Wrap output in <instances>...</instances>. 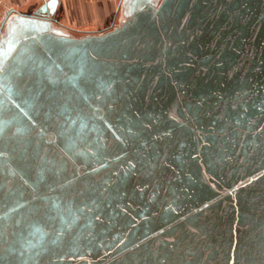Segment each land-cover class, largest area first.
Here are the masks:
<instances>
[{"label": "water", "instance_id": "water-1", "mask_svg": "<svg viewBox=\"0 0 264 264\" xmlns=\"http://www.w3.org/2000/svg\"><path fill=\"white\" fill-rule=\"evenodd\" d=\"M130 3L104 33L21 18L2 37L0 264H115L264 171V0Z\"/></svg>", "mask_w": 264, "mask_h": 264}, {"label": "crops", "instance_id": "crops-1", "mask_svg": "<svg viewBox=\"0 0 264 264\" xmlns=\"http://www.w3.org/2000/svg\"><path fill=\"white\" fill-rule=\"evenodd\" d=\"M128 2L130 0H0V20H5L4 26L12 29L17 19L39 16L73 32L89 25L106 32L114 28L113 23L126 10Z\"/></svg>", "mask_w": 264, "mask_h": 264}, {"label": "rangeland", "instance_id": "rangeland-1", "mask_svg": "<svg viewBox=\"0 0 264 264\" xmlns=\"http://www.w3.org/2000/svg\"><path fill=\"white\" fill-rule=\"evenodd\" d=\"M161 1L162 0H152L150 3L154 4L155 6H158ZM134 11V7L130 2H128L126 10L121 13V16L119 18L128 17ZM36 19L43 20V18H40L39 16ZM118 20L113 23L114 28L117 26ZM5 24V20H0V33L3 32V30L5 29ZM50 24L52 25V23ZM10 30L11 28L8 30V32H10ZM74 30H78L76 32L72 31L77 35L104 33L100 32L102 30H99L98 27L92 25H89L88 28L83 27L76 28ZM2 46H5V43ZM230 233L223 235L221 241L224 243V245L220 247L217 246L219 244L218 241L215 239L214 232H208L203 234L202 236H195L194 238L188 240L185 244L181 245L177 249L170 250L166 255L160 257L159 259L153 261L150 264H243L242 259L246 258L248 255L243 254V243H239L242 241V236L236 234L231 235ZM235 241L240 244L239 247L233 246V244H235ZM236 256H239L240 259L234 261L233 258ZM244 261L246 262V264H248L247 259Z\"/></svg>", "mask_w": 264, "mask_h": 264}, {"label": "flooded vegetation", "instance_id": "flooded-vegetation-1", "mask_svg": "<svg viewBox=\"0 0 264 264\" xmlns=\"http://www.w3.org/2000/svg\"><path fill=\"white\" fill-rule=\"evenodd\" d=\"M256 198L246 212L239 214L234 211L202 233L214 232L218 247L224 245L221 241L223 235L230 232L231 235H241L242 241L239 243H243L242 252L248 255L242 259L243 264H246L244 261L246 259L248 264H264V192ZM239 245L236 241L233 244L234 247ZM233 259L236 261L240 257L236 256Z\"/></svg>", "mask_w": 264, "mask_h": 264}, {"label": "bare ground", "instance_id": "bare-ground-1", "mask_svg": "<svg viewBox=\"0 0 264 264\" xmlns=\"http://www.w3.org/2000/svg\"><path fill=\"white\" fill-rule=\"evenodd\" d=\"M47 22H49V21H47ZM9 29H10V27L7 28V26H6L5 29L3 30V32L0 33V43L2 41L3 35L5 33H7ZM66 30H68V29H66ZM251 182H252V184H250L248 186V188L246 187V189H244L245 188L244 186H247V185H244L242 187H237V188L232 189L231 191H229L225 196H223L218 201H214L213 203L199 209L193 215L185 218L184 220L177 222L176 224L170 226L169 228H166L165 230L160 231L159 233H157V234L153 235L152 237L146 239L145 241H143L139 245L135 246L134 248H132L131 250H129L128 252H126L122 256L116 258L113 262H115V264H130L131 262L138 260L142 256H145L149 252H151L154 249H156L157 247L161 246L162 244H165L168 241H170L171 239L175 238L181 232L188 229L189 226H191V225L193 226V223H195L196 221H199V220L203 219L205 216L209 215V213L216 211L219 208L218 207L220 204L219 202L226 201L228 199V197H231L232 194L236 193V195L238 194L237 197H240V196H248V194L249 195L252 194L254 192V190H258L260 192L262 189H264V171L258 173L256 176H254L253 179L251 180ZM245 193H246V195H245ZM242 198H245V197H242ZM202 235L203 234H200V236H202Z\"/></svg>", "mask_w": 264, "mask_h": 264}]
</instances>
